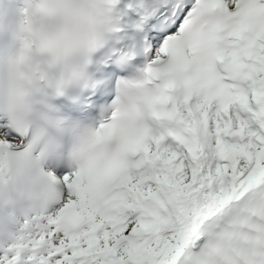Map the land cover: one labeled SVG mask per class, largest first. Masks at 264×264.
<instances>
[{
    "label": "snow or ice",
    "instance_id": "snow-or-ice-1",
    "mask_svg": "<svg viewBox=\"0 0 264 264\" xmlns=\"http://www.w3.org/2000/svg\"><path fill=\"white\" fill-rule=\"evenodd\" d=\"M111 3L88 92L57 103L107 128L139 75L143 126L74 163L52 106L0 114V264H264V0Z\"/></svg>",
    "mask_w": 264,
    "mask_h": 264
},
{
    "label": "clouds",
    "instance_id": "clouds-1",
    "mask_svg": "<svg viewBox=\"0 0 264 264\" xmlns=\"http://www.w3.org/2000/svg\"><path fill=\"white\" fill-rule=\"evenodd\" d=\"M42 3L53 5L52 10L43 11ZM116 15L111 0H23L15 44L0 53V114L13 118L19 111L30 118L52 106V98L88 87L91 60L111 35ZM141 79L138 75L116 91L106 111L117 114L106 117L107 128L72 122L68 147L74 163H111L129 135L143 126L149 86Z\"/></svg>",
    "mask_w": 264,
    "mask_h": 264
}]
</instances>
